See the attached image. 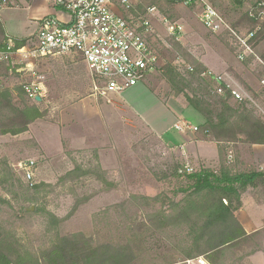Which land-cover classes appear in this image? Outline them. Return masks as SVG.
<instances>
[{
    "label": "rangeland",
    "instance_id": "1",
    "mask_svg": "<svg viewBox=\"0 0 264 264\" xmlns=\"http://www.w3.org/2000/svg\"><path fill=\"white\" fill-rule=\"evenodd\" d=\"M141 1L132 0L134 6ZM257 1L249 0L244 7L237 8L230 0H218V7L228 20L249 31L251 23L245 14ZM16 3L6 11L7 29L19 38L26 37L25 44H29L38 28L34 17L52 14L55 8L47 0H16ZM177 5L174 20L170 22L183 24L185 30L178 36L168 34L165 16L158 6H155L158 13L151 17L156 34L166 43L164 52H158L157 69L145 83L112 93L109 99L94 95L84 63L68 55L36 57L30 61L29 68L23 57L16 56L13 62L7 63L8 80L4 78L1 82L6 80V84L13 85L9 88L22 86L23 90L24 84H40L43 99L38 104L46 112V116L34 121L28 131L0 136V156L8 158L25 183L29 182L21 166L33 160L34 184L51 185L40 193L38 203H27L31 207H25L30 212H23L22 204H15L12 209L0 204V220L16 229L31 253L40 255L56 236L72 233H83L95 243L126 242L134 233L137 235V228L148 222V213L154 209L151 205L132 203V194L172 196L178 181L173 177L168 179L164 174L171 172L175 162L181 163L188 172L204 167L214 170L212 162L187 161L178 150L181 148L170 144V140L179 135L174 127L177 119L200 127L204 118L183 96H174L166 81L159 78L158 69L165 62L178 59L168 37L176 38L194 55L201 56L202 61L239 90L243 100H247L264 119V88L261 84L264 39L256 47L257 56L241 61L222 41L220 34L199 29L196 21L200 18L195 8ZM149 7L152 6L138 14L145 15ZM259 27L260 24L255 30ZM85 73L87 79L83 77ZM93 98L101 105L93 107ZM242 101L231 99L232 103ZM195 133L197 138L201 136L198 129ZM237 146L240 154L242 151L245 155L252 147ZM77 163L85 167L100 164L108 171V179L118 184L117 188L102 190V184L89 176L76 182L61 183V176ZM0 196H6L1 185ZM84 198L89 199L82 201ZM44 205L58 218H65L51 223L46 213L38 211ZM156 237L147 238L142 264H187L188 258L169 263L165 255L172 257L174 247L168 246L170 243L164 235L159 243L154 241ZM262 245L264 247V234ZM150 248L152 250L148 251ZM247 260L252 264H264V251L254 253Z\"/></svg>",
    "mask_w": 264,
    "mask_h": 264
},
{
    "label": "trees",
    "instance_id": "2",
    "mask_svg": "<svg viewBox=\"0 0 264 264\" xmlns=\"http://www.w3.org/2000/svg\"><path fill=\"white\" fill-rule=\"evenodd\" d=\"M210 1L219 9L218 0ZM230 1L234 7L242 8L249 0ZM178 3L179 0H142L133 7L132 14L137 18L141 15L138 11L143 13L147 6H158L159 11L172 21L175 17L174 7ZM263 13L264 0H258L245 14L251 23L249 31H244L238 23L229 20L242 34L254 31L260 24L261 27L250 40L254 48L264 39V20L260 21L264 19ZM220 35L231 51L236 55L241 52L232 34L223 32ZM148 37L158 52H164L165 40L156 32L148 34ZM167 39L178 53V59L165 62L158 69L159 78L166 81L174 96H183L203 116L204 123L198 127L199 138L218 144L219 170L204 167L188 172L181 163L175 162L171 172L164 174L166 178L173 177L178 181L172 196L163 193L156 196L132 194V203L151 205L154 209L148 213V222L137 228V235L134 233L132 239L123 243H95L83 233H72L56 236L40 255H36L27 249L13 226L0 220V264H142L147 238L157 236L154 241L159 243L162 235L169 241L168 246L175 250L172 257L165 255L169 263L203 256L211 264H252L247 259L256 252L264 251V228L249 233L236 216L243 203L242 197L249 190L253 191L257 201L264 199V169L239 170L241 160L237 146L264 145V119L247 100L232 103L230 90L226 86L225 92L218 93V83L200 57L176 38ZM9 40H12L14 48L22 47L27 41L26 38L8 35L0 19V49ZM68 56L77 61L83 59L78 52ZM8 73V65L0 63V136L24 133L34 121L46 116L38 104L43 98L39 101L29 98L22 86H4L1 80ZM83 77L87 79L86 73ZM229 151L233 152L232 159L229 158ZM94 152L97 154L96 150ZM23 175L25 177L24 171ZM88 176L99 181L102 190L117 188L118 184L108 179V171L98 163L88 167L77 163L61 176L60 182H76ZM0 185L6 193V196H0V204L9 209L15 204H22L20 209L23 212H30L31 206L27 203H38L40 193L51 187L44 182L33 186L25 183L5 156H0ZM38 211L46 213L51 223L65 218H58L45 205L40 206Z\"/></svg>",
    "mask_w": 264,
    "mask_h": 264
},
{
    "label": "built area",
    "instance_id": "3",
    "mask_svg": "<svg viewBox=\"0 0 264 264\" xmlns=\"http://www.w3.org/2000/svg\"><path fill=\"white\" fill-rule=\"evenodd\" d=\"M47 1L55 11L39 20L38 29L29 44L14 48L12 40H9L0 49V63L7 64L13 62L16 56L20 59L23 57V60L28 61L26 67L29 68L30 61L39 56L70 55L78 52L91 76L94 95L107 99L112 93H120L145 82L159 66L157 47L148 37V34L155 32L153 19L151 20L158 13L155 6L149 7L145 15L134 18L132 0ZM179 2L197 10L206 30L218 34H232L241 47V52L237 55L239 60L257 56L250 43L257 30L247 34L240 33L210 0ZM16 5V0H0V11ZM163 20L166 22L168 34L178 36L183 32V26L178 22ZM210 75L218 83V93L225 92L226 86L233 100H243L239 90L227 83L223 76L211 72ZM261 84L264 88V76ZM23 87L30 98H42L40 84H24ZM176 128L185 131L192 127L181 123ZM197 129L198 127H193V130ZM229 158H233L232 151L229 152ZM21 167L25 178L33 186L35 161L30 160ZM186 263L211 264L203 256L187 259Z\"/></svg>",
    "mask_w": 264,
    "mask_h": 264
},
{
    "label": "crops",
    "instance_id": "4",
    "mask_svg": "<svg viewBox=\"0 0 264 264\" xmlns=\"http://www.w3.org/2000/svg\"><path fill=\"white\" fill-rule=\"evenodd\" d=\"M176 7H178V5H176ZM8 9H10V8H5V9L0 11V19L4 25L6 33L12 37L19 38L16 35H12L7 29L5 14H6V11ZM44 16H45V14H43L39 17H34V20L37 22V24H39V20ZM186 18H189V16L188 17L186 16ZM164 19L168 20L166 17ZM168 21H170V20H168ZM176 22H178V21H176ZM178 23L181 24L180 22H178ZM196 23H197L199 29H202L205 32L206 29L202 25L201 21L200 20L196 21ZM181 25L183 26V24H181ZM183 30H185L184 26H183ZM21 38H26V37H21ZM255 50H256V48H255ZM199 57L202 60V57L201 56H199ZM82 62L84 63L83 60H82ZM84 65H85V63H84ZM206 66L209 68L211 73H213L215 75H221V74H219V72L212 69V67H210L208 65H206ZM85 67H86V65H85ZM90 79H91V76H90ZM6 80H8V78H6ZM6 80L2 81V83L4 85H6L7 87H12L13 86L12 84L10 86H9V84H6V82H7ZM93 99H92L93 101H91V103L93 104V107L95 105H101V104L97 103L96 98H93ZM168 99H165V100L167 101ZM181 123H187V122H185L184 120L182 121V119H177V121L174 124V127L176 128V126L178 124H181ZM187 124H189V123H187ZM190 126L192 127V125H190ZM193 127H197V125H194ZM193 127L190 129L187 128L185 131H181V130H178L176 128L179 131V135L174 140H170L171 141L170 144L175 146L174 148H181L178 150H180V152H181L180 154H183V157L187 161H196V163L200 162V161L212 162V164L214 165V170L218 171L219 165H220L218 144L214 141L203 140V139L197 138V135L195 133V130H193ZM240 160H241V165L239 166V170H241V171L242 170L249 171V170H252L253 168L257 169V170L264 169V145H261V144L253 145L249 149L248 154H246V155L241 151ZM254 162H255V165H254ZM252 164L255 167L252 168ZM242 202H243L242 206L240 207V209H238L236 211V216H237L238 220L244 226L245 230L250 233V232H254V231L264 227V208H263L264 207V199H262L260 202L257 201L252 190H249L248 192H246L243 195Z\"/></svg>",
    "mask_w": 264,
    "mask_h": 264
},
{
    "label": "water",
    "instance_id": "5",
    "mask_svg": "<svg viewBox=\"0 0 264 264\" xmlns=\"http://www.w3.org/2000/svg\"><path fill=\"white\" fill-rule=\"evenodd\" d=\"M37 100H41V97H38Z\"/></svg>",
    "mask_w": 264,
    "mask_h": 264
}]
</instances>
